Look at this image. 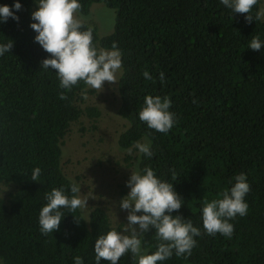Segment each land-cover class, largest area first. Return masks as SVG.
Segmentation results:
<instances>
[{
    "label": "trees",
    "instance_id": "obj_1",
    "mask_svg": "<svg viewBox=\"0 0 264 264\" xmlns=\"http://www.w3.org/2000/svg\"><path fill=\"white\" fill-rule=\"evenodd\" d=\"M21 3L19 21L0 23V39L14 41L0 57V184L10 188L0 197V264H73L76 255L83 264H95V239L123 226H116L105 208L93 207L88 216L81 208L65 211L59 229L47 235L39 231L38 214L45 192L69 189L71 179L62 166L65 138L83 118H97L99 110L86 105L82 92L93 91L83 82L65 91L55 72L40 69L49 54L34 41L36 33L29 26L36 5L34 0ZM79 3L78 13L86 17L95 4L115 11L114 31L104 37L93 23H81L92 29L98 47L116 42L123 52L119 115L127 127L118 143L126 151L139 140L150 143L153 151L150 159L139 154L125 160L134 170L151 166L173 183L184 204L173 215L201 229L191 255L173 254L162 264H264V47L248 48L251 36L264 39L263 16L249 23L247 13L232 14L219 0ZM261 7L258 0L252 15H262ZM144 70L154 81L144 79ZM160 72L165 73L163 84ZM148 94L172 101L177 122L167 133L149 129L138 118ZM37 166L42 170L39 183L30 180ZM241 172L250 185L247 214L230 220L231 238L208 235L200 220L202 204L230 187ZM142 239L147 252H154V230ZM118 264L135 262L126 252Z\"/></svg>",
    "mask_w": 264,
    "mask_h": 264
},
{
    "label": "clouds",
    "instance_id": "obj_2",
    "mask_svg": "<svg viewBox=\"0 0 264 264\" xmlns=\"http://www.w3.org/2000/svg\"><path fill=\"white\" fill-rule=\"evenodd\" d=\"M220 4L235 13H247L245 20L262 19L260 12L255 16L251 10L258 0H219ZM36 8L31 12L30 28L36 35L34 41L48 53L40 62V69L55 72L59 87L70 91L78 83L83 82L86 88L103 90L105 82H117V73L122 72V50L113 42L110 48L98 47L93 42V31L84 28L77 18L80 9L79 0H34ZM22 8L21 0H14L10 6L0 4V23H6L9 18L19 21L17 12ZM14 41L0 39V57L9 53ZM264 47V39L253 35L248 48L260 50ZM146 81L154 77L148 70L142 72ZM161 84L165 82V73H159ZM65 99V93H59ZM82 98L87 99L86 90ZM172 101L167 96L145 95L138 110V118L149 129L167 133L173 128L176 114L171 111ZM143 154L152 158L150 143L134 141L126 151ZM41 168L31 170L30 180L40 181ZM175 173H173V176ZM230 187H225L216 198L205 200L200 208L202 227L208 235H220L231 238L234 225L230 222L236 216H245L248 204L245 200L250 191L245 173H238L229 181ZM128 192L118 202L121 210H127L126 223L120 229L111 227L106 233L98 235L94 242L95 264L107 261L108 264H118L121 256L130 253L135 264H162L173 254L187 257L201 235L200 227L190 219L181 215H173L184 204L183 199L175 190L174 184L161 179L151 166L131 169L126 181ZM81 185L70 180L68 191L63 186L52 188L45 192L46 203L38 214L39 231L47 235L56 232L64 218V212L74 213L87 204L81 197ZM77 218L76 216H74ZM154 230L157 240L154 252H147L143 247V234ZM73 264H83L81 256H73Z\"/></svg>",
    "mask_w": 264,
    "mask_h": 264
},
{
    "label": "rangeland",
    "instance_id": "obj_3",
    "mask_svg": "<svg viewBox=\"0 0 264 264\" xmlns=\"http://www.w3.org/2000/svg\"><path fill=\"white\" fill-rule=\"evenodd\" d=\"M261 8L264 18V0ZM77 18L93 23L100 37L114 31L115 11L104 4L93 5L88 17L77 13ZM120 76L121 72H118L117 82L113 84L105 82L103 90L89 88L93 92L87 94L86 105L97 108L99 116L83 118L72 127L65 138L62 160L65 174L81 185L80 195L87 200L81 208L84 216H88L93 207L100 206L108 211L116 226L127 222V210H121L118 202L128 192L126 181L131 169L134 170L125 159L138 155L135 150L132 153L122 150L118 143L120 134L127 127L119 115ZM9 191L7 185L0 184V197H6Z\"/></svg>",
    "mask_w": 264,
    "mask_h": 264
}]
</instances>
